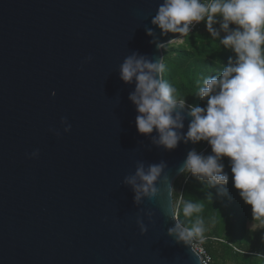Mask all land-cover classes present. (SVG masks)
<instances>
[{"label": "water", "instance_id": "water-1", "mask_svg": "<svg viewBox=\"0 0 264 264\" xmlns=\"http://www.w3.org/2000/svg\"><path fill=\"white\" fill-rule=\"evenodd\" d=\"M160 3L0 0V264H202L168 235V186L137 206L123 184L137 161L163 160L174 186L196 146L168 151L140 134L135 85L120 79L134 52L163 58L146 28L179 36L152 25Z\"/></svg>", "mask_w": 264, "mask_h": 264}, {"label": "clouds", "instance_id": "clouds-1", "mask_svg": "<svg viewBox=\"0 0 264 264\" xmlns=\"http://www.w3.org/2000/svg\"><path fill=\"white\" fill-rule=\"evenodd\" d=\"M200 22L205 23L212 38L234 54L226 65L221 62L217 75L197 80V95L205 101L203 106L189 104L164 79L163 58L134 52L121 63L120 79L135 85L129 99L138 113L136 126L154 145L168 151L181 142L185 145L207 142L210 146L211 154L207 155L195 148L190 150L178 173L196 178L207 189L215 188L217 196H227L224 186L229 182V173L225 171L224 158H229L233 186L243 201L251 205L254 220L264 223V0H162L151 23L161 30V36L167 37L169 33L179 36L165 43L152 28L145 30L153 37L150 42L157 49H164L182 40ZM92 59L88 56L84 63ZM61 125L63 132H71L72 125L66 116L61 117ZM50 131L58 137L62 135L57 129ZM39 154L36 149L29 158H38ZM167 169L163 160L150 164L137 161L135 172L123 179V184L133 190L137 206L145 199L160 197L161 185L168 186L172 198L174 186ZM207 199L213 201L211 192ZM203 208L201 201H183L182 214L191 219L188 226L176 218L172 203V218L176 222L168 228V235L177 244L190 246L196 254L193 243L202 242L205 232V221L200 215ZM146 215L151 220L154 213L148 211ZM137 223L142 233L147 232L143 219Z\"/></svg>", "mask_w": 264, "mask_h": 264}, {"label": "trees", "instance_id": "trees-1", "mask_svg": "<svg viewBox=\"0 0 264 264\" xmlns=\"http://www.w3.org/2000/svg\"><path fill=\"white\" fill-rule=\"evenodd\" d=\"M232 55L230 50L219 44L218 39L210 36L203 22L181 43L163 49L164 79L173 84L189 104L203 106L205 101L197 95V80L217 75L222 63L226 65ZM195 149L205 155L211 154L207 142L196 144ZM224 164L225 171L229 173V182L224 186L227 196H217L215 188H205L188 174L177 178L173 196L178 220L191 226V219L182 214V203L184 200L201 201L204 208L200 215L205 221L202 244L211 255L210 264H264V223L253 228L261 220H254L251 205L243 201L239 190L233 186L229 158H224ZM208 192L213 194V201L207 199Z\"/></svg>", "mask_w": 264, "mask_h": 264}, {"label": "built area", "instance_id": "built-area-1", "mask_svg": "<svg viewBox=\"0 0 264 264\" xmlns=\"http://www.w3.org/2000/svg\"><path fill=\"white\" fill-rule=\"evenodd\" d=\"M203 22L200 23H196L192 26V32H194L196 29H198ZM193 246L195 247V249L198 251V253L201 255L202 257V264H210L212 261L211 255L208 253L206 247L202 244V242L197 241L193 243Z\"/></svg>", "mask_w": 264, "mask_h": 264}, {"label": "rangeland", "instance_id": "rangeland-1", "mask_svg": "<svg viewBox=\"0 0 264 264\" xmlns=\"http://www.w3.org/2000/svg\"><path fill=\"white\" fill-rule=\"evenodd\" d=\"M176 43H181V42H176ZM261 226H262V222L257 223L255 226H253V228H255V227H261Z\"/></svg>", "mask_w": 264, "mask_h": 264}]
</instances>
